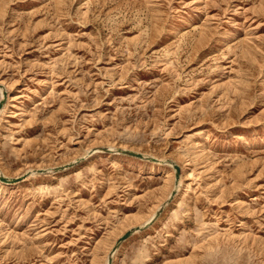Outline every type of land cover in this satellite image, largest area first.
<instances>
[{
  "label": "rangeland",
  "instance_id": "obj_1",
  "mask_svg": "<svg viewBox=\"0 0 264 264\" xmlns=\"http://www.w3.org/2000/svg\"><path fill=\"white\" fill-rule=\"evenodd\" d=\"M0 175V264H264V0H0Z\"/></svg>",
  "mask_w": 264,
  "mask_h": 264
},
{
  "label": "bare ground",
  "instance_id": "obj_2",
  "mask_svg": "<svg viewBox=\"0 0 264 264\" xmlns=\"http://www.w3.org/2000/svg\"><path fill=\"white\" fill-rule=\"evenodd\" d=\"M9 100V99H8ZM11 100V99H10ZM162 160V159H161ZM163 161V160H162ZM159 164H161V163H159ZM170 164V163H169ZM170 166L173 168V166H174V163L172 162L171 164H170ZM4 175V174H3ZM1 177H4V176H1L0 175V183H2V184H4V185H12V184H14L13 182H5V183H3L2 182V180H1ZM181 180V179H180ZM166 181V180H165ZM15 185V184H14ZM177 185V186H176ZM164 186H166V185H164ZM173 187L177 190H179L180 191V189H179V187H180V181L178 182L177 180L175 181V183L173 184ZM177 190V191H178ZM153 215V214H152ZM141 217L139 216V215H137L136 213L134 214H125V217H124V219L122 220L123 221V223H122V225L123 226H129L131 223H133V222H135V221H138L139 219H140ZM149 218H151V217H149ZM146 222V221H145ZM149 222V221H148ZM148 222H146V223H148ZM146 223H144V224H146ZM143 224V225H144ZM132 225V224H131ZM110 254H112V252H111V250H110V253H109V255L108 256H110ZM105 264H108V257H107V261L105 262ZM181 264V263H180Z\"/></svg>",
  "mask_w": 264,
  "mask_h": 264
},
{
  "label": "water",
  "instance_id": "obj_3",
  "mask_svg": "<svg viewBox=\"0 0 264 264\" xmlns=\"http://www.w3.org/2000/svg\"><path fill=\"white\" fill-rule=\"evenodd\" d=\"M123 153H128V154H131V155H137V156H142V154H139V153H136V152H133V151H127V150H122ZM175 169H176V177L178 176V166L175 165ZM134 230L133 229H130L128 231H126L121 237H119L118 241H117V244L120 243L123 239H125L127 236H129ZM115 249V246L112 248V252L114 251ZM112 263V258H111V254L110 256H108V264H111Z\"/></svg>",
  "mask_w": 264,
  "mask_h": 264
}]
</instances>
